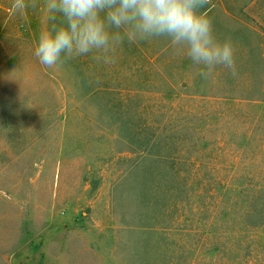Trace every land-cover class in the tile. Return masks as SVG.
Wrapping results in <instances>:
<instances>
[{"label":"rangeland","instance_id":"374dc122","mask_svg":"<svg viewBox=\"0 0 264 264\" xmlns=\"http://www.w3.org/2000/svg\"><path fill=\"white\" fill-rule=\"evenodd\" d=\"M26 2L14 13L13 0H0V264H153L167 215L153 176L139 214L132 138L138 119L102 113L98 104L119 102L124 84L145 89L142 106L159 117L230 113V140L257 119L264 133V0H211L202 9L217 37L234 46L235 72L217 66L207 75L165 38L125 41L112 64L89 53L62 55V63L46 67L35 48L61 18H49L44 0L35 8ZM74 66L96 92L102 83L117 91L90 97ZM123 121L128 136L119 133ZM255 239L264 248V233Z\"/></svg>","mask_w":264,"mask_h":264},{"label":"trees","instance_id":"16d2710c","mask_svg":"<svg viewBox=\"0 0 264 264\" xmlns=\"http://www.w3.org/2000/svg\"><path fill=\"white\" fill-rule=\"evenodd\" d=\"M74 69L75 77L89 86L90 97L117 91L102 83L96 92L86 73L78 66ZM119 86L127 91L121 100L115 105L100 102L98 108L102 113H134L138 119L132 138L138 157L133 173L139 214L143 217L142 209L148 205L153 176L154 194L167 215L153 264H264V248L255 239L264 233L261 119L250 129H241L240 135L235 131L230 140V113L183 110L159 117L163 113L146 112L142 106L145 89ZM119 133H131L125 121ZM215 188L224 193L217 196ZM227 220L235 221L234 226L226 227Z\"/></svg>","mask_w":264,"mask_h":264},{"label":"clouds","instance_id":"9594fccd","mask_svg":"<svg viewBox=\"0 0 264 264\" xmlns=\"http://www.w3.org/2000/svg\"><path fill=\"white\" fill-rule=\"evenodd\" d=\"M211 0H44L49 18H61L42 31L34 55L49 68L64 59L94 53L97 62L112 64L125 41L165 38L185 52L207 75L217 66L235 72L234 46L219 39L205 11ZM37 6V0H31ZM26 0H13L12 11L23 13Z\"/></svg>","mask_w":264,"mask_h":264}]
</instances>
